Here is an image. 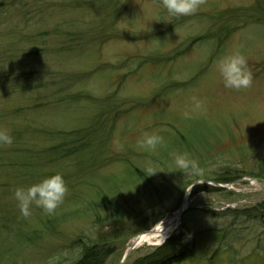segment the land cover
I'll use <instances>...</instances> for the list:
<instances>
[{
    "label": "rangeland",
    "instance_id": "374dc122",
    "mask_svg": "<svg viewBox=\"0 0 264 264\" xmlns=\"http://www.w3.org/2000/svg\"><path fill=\"white\" fill-rule=\"evenodd\" d=\"M260 10L264 0H204L165 22L161 0H0V127L14 137L0 147V264H74L86 248L104 264L131 249L122 264H140L161 244L131 245L133 232L175 219L183 203L164 245L181 229L174 253L194 255L174 264H264V186L253 180L264 182V24L221 34L210 65L203 39L177 62H151L222 32L233 13L234 24L264 21ZM235 50L253 75L239 90L215 71ZM204 66L185 91L166 92V75L185 79ZM145 133L165 145L139 148ZM182 153L199 174L175 168ZM57 172L68 185L63 204L24 217L15 188Z\"/></svg>",
    "mask_w": 264,
    "mask_h": 264
},
{
    "label": "clouds",
    "instance_id": "9594fccd",
    "mask_svg": "<svg viewBox=\"0 0 264 264\" xmlns=\"http://www.w3.org/2000/svg\"><path fill=\"white\" fill-rule=\"evenodd\" d=\"M203 4L204 0H161V7L165 15L158 17L157 21L167 22V16L177 18L192 16ZM215 71L219 73L226 88L239 90L248 88L253 83V75L248 67L247 58L239 50L229 51L220 56L216 61ZM13 143L14 137L10 134V130L0 127V147L11 146ZM164 145V137L158 134L145 133L143 138L137 141L139 148L148 151ZM173 163L175 168L183 173L199 174L200 172L198 161L190 158L186 153L175 155ZM67 194V182L63 174L59 172L47 175L39 182L26 188L17 187L14 190V197L24 217L31 215L33 206L42 209L46 214H53L63 204ZM160 242L164 243L165 240Z\"/></svg>",
    "mask_w": 264,
    "mask_h": 264
},
{
    "label": "bare ground",
    "instance_id": "6f19581e",
    "mask_svg": "<svg viewBox=\"0 0 264 264\" xmlns=\"http://www.w3.org/2000/svg\"><path fill=\"white\" fill-rule=\"evenodd\" d=\"M241 9H243V8H241ZM260 11H261L260 14L257 15L258 18H262L263 10H260ZM234 18H235V16L233 13V15H231L227 18V22L225 25L223 24V25L218 26V28H222L221 29L222 32L220 30H218L215 33L214 32L206 33V34L201 33L198 36H194V37L192 36L190 40L186 41L183 44L181 43V45H176L174 49L172 48L170 51V55L168 57H164V56L153 57L152 58L153 61L151 60L152 67H158L159 65H165L169 62H174L175 60L178 61L179 59H181L187 55V54H184L185 51H190L191 48L193 47V44L198 43V41L201 39L208 40L210 42V44L213 45V51H212L211 57L206 61V62H208V65H210L211 62L215 58L217 59V56H215V54L218 53V51L220 50V47H221V42H220L221 41V34H224L227 30H229L228 33H234L238 28H240V27L245 28V25H247V23H251V22L256 23V24H260V25L264 24V21L262 19H258V18H257L258 20H256V21H252V20L248 21L247 20L248 22L244 21L245 22L244 24H241L239 22L234 24V23H231L232 20H234ZM240 19H242V17H239V21H240ZM208 20H209V18L208 19L205 18L202 21L207 22ZM184 36L187 37V35H184ZM210 38H215L214 42H212ZM230 40L228 41V43L230 42ZM180 42H182V41H179V43ZM215 45H216V47H215ZM211 48H212V46H211ZM211 48H209V49H211ZM179 56H182V57L179 58ZM147 61H149V60H147ZM177 61H175V62H177ZM215 61H217V60H215ZM215 61L213 63H215ZM258 64L259 63H257V68L259 67ZM196 65H201V64H196ZM206 69H207V67H205V66L202 69L200 67V69L196 73L190 72L185 79H180V80H174V78L172 79L166 75L165 76V84L167 86L166 92H168L169 90L170 91H176V92L185 91L187 89L186 87H188L189 83L194 82L196 80L197 76L201 75L200 72H203ZM162 94H164V93H162ZM159 97H160V92L157 94V98H159ZM162 98H163V96L161 95L160 99H162ZM164 99L165 98H163V100ZM174 215H175L176 219L174 220L173 225H170V227H167V226L159 227L158 226L156 228L157 230H155L153 232L152 236H149V234L144 235V236H142V238L140 239V241L138 243H143V242L151 243L152 239H157V238L159 239V241L164 239L169 233H171V231L173 230V227L175 228V226L177 225L176 222L179 218V214L176 213ZM136 241H137V239H136Z\"/></svg>",
    "mask_w": 264,
    "mask_h": 264
},
{
    "label": "trees",
    "instance_id": "16d2710c",
    "mask_svg": "<svg viewBox=\"0 0 264 264\" xmlns=\"http://www.w3.org/2000/svg\"><path fill=\"white\" fill-rule=\"evenodd\" d=\"M222 179H226V177H222ZM235 179V176L229 177L228 180ZM264 205V204H263ZM264 206L257 208L261 213H263ZM258 214V212H257ZM263 217L264 215L261 214ZM182 230L180 229L178 233L175 236L174 239L169 240V243L166 245H163L155 251V253L149 255L148 257L144 258L141 263L146 264H170L172 260L179 258L181 255H175L174 249L176 245H179V241L176 239L177 236L181 235ZM182 245V244H181ZM180 245V246H181ZM77 264H104L103 258H99L98 250L97 249H91L86 248L85 250H80L79 260L76 261Z\"/></svg>",
    "mask_w": 264,
    "mask_h": 264
}]
</instances>
